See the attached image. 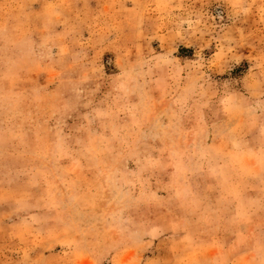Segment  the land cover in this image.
I'll return each mask as SVG.
<instances>
[{
	"label": "rangeland",
	"instance_id": "374dc122",
	"mask_svg": "<svg viewBox=\"0 0 264 264\" xmlns=\"http://www.w3.org/2000/svg\"><path fill=\"white\" fill-rule=\"evenodd\" d=\"M0 264H264V0H0Z\"/></svg>",
	"mask_w": 264,
	"mask_h": 264
}]
</instances>
